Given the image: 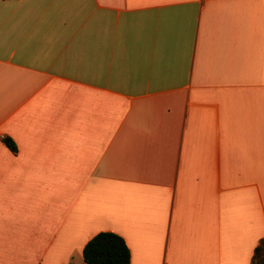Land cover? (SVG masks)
Segmentation results:
<instances>
[{"label":"crops","instance_id":"crops-1","mask_svg":"<svg viewBox=\"0 0 264 264\" xmlns=\"http://www.w3.org/2000/svg\"><path fill=\"white\" fill-rule=\"evenodd\" d=\"M101 231L252 264L264 0H0V264H85Z\"/></svg>","mask_w":264,"mask_h":264},{"label":"trees","instance_id":"trees-1","mask_svg":"<svg viewBox=\"0 0 264 264\" xmlns=\"http://www.w3.org/2000/svg\"><path fill=\"white\" fill-rule=\"evenodd\" d=\"M3 141L12 151H17L12 138L5 136ZM83 258L85 264H131V251L123 236L112 231H101L86 243ZM251 263L264 264V237L256 245Z\"/></svg>","mask_w":264,"mask_h":264}]
</instances>
